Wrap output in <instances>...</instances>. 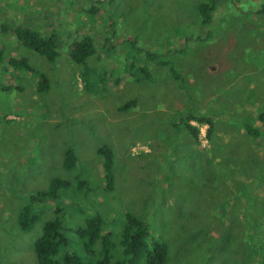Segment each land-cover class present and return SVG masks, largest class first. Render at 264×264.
Returning a JSON list of instances; mask_svg holds the SVG:
<instances>
[{
    "label": "rangeland",
    "instance_id": "374dc122",
    "mask_svg": "<svg viewBox=\"0 0 264 264\" xmlns=\"http://www.w3.org/2000/svg\"><path fill=\"white\" fill-rule=\"evenodd\" d=\"M204 2L0 0V264H37L34 243L52 209L30 232L18 216L53 178L71 184L53 201L70 229L100 211L119 241L132 214L168 245L166 264H264V133L257 143L240 121L259 128L253 120L264 111V0H220L202 26ZM20 25L59 35L55 63L20 43L11 32ZM86 35L97 51L78 65L70 47ZM23 57L47 75V92L8 65ZM155 62L172 63L183 80ZM140 67L152 81L134 80ZM189 113L213 119L211 138L208 125L191 122L193 142L179 126ZM100 146L114 153L111 193L102 188ZM69 149L80 161L73 171L63 168ZM69 235V251L88 262Z\"/></svg>",
    "mask_w": 264,
    "mask_h": 264
},
{
    "label": "trees",
    "instance_id": "16d2710c",
    "mask_svg": "<svg viewBox=\"0 0 264 264\" xmlns=\"http://www.w3.org/2000/svg\"><path fill=\"white\" fill-rule=\"evenodd\" d=\"M220 0H210L209 3H202L199 7L202 26L211 25L213 13ZM257 14H264V4L259 6ZM98 8L93 5L88 10L89 14H95ZM9 28L3 29L8 33ZM18 38L20 43L45 57L50 63H55L59 57V35L53 30L49 37L30 26L20 25L11 30ZM133 44V43H132ZM133 47V46H132ZM95 40L93 37L86 35L72 44L69 55L71 60L78 64L84 65L87 60L96 53ZM152 61H156L157 55L149 53ZM1 62V61H0ZM8 65L14 70H21L30 73L37 79V92L43 94L50 88V81L47 75L38 69L32 67L27 58H11ZM155 66H167L173 78L176 81H182L183 76L178 73L170 62H155ZM135 67V63L131 66ZM135 71L139 76L134 78L136 81L142 79L152 81L153 74L145 67L137 68ZM87 77L86 72L83 73ZM138 100L128 102L125 106L119 108L120 111L130 106H137ZM244 132L253 140L258 139L264 133V111L255 115L254 122L259 124V128L249 124L244 118H240ZM191 122L199 125H208V137L211 138L214 131V122L211 117L198 116L192 113L182 117L179 126L193 138L195 144L199 139V128L193 126ZM178 126V125H176ZM262 128V129H261ZM258 143V142H257ZM99 156L103 159V189L111 193L115 189V172H114V153L108 146H100L97 150ZM79 158L73 149H69L63 161V168L66 171L76 169ZM69 182L59 178H53L47 190L39 191L29 198L28 205L24 206L18 216V225L23 232H30L35 224L42 218L45 210H51L52 218L47 220L43 226L42 235L34 243V251L37 256V264H141L145 260L146 264H166L168 260V245L160 240L150 238V228L148 223L143 219L132 214L126 215L124 227L119 231V241L116 240V234L111 229L107 218L100 212L95 211L85 219V224L75 229H70L66 224L65 207L55 204L62 194V191L70 187ZM78 189L84 190L83 183L78 185ZM92 192V191H91ZM85 197L88 193H84ZM82 198V197H81ZM84 200V197H83ZM42 205L41 209L37 206ZM77 205V204H75ZM74 205V206H75ZM38 211H37V210ZM70 232H74L80 240L82 250L86 254L88 262H84L78 254L69 251L71 244ZM63 249L66 251L63 252Z\"/></svg>",
    "mask_w": 264,
    "mask_h": 264
}]
</instances>
